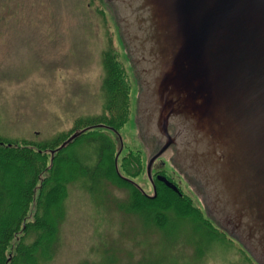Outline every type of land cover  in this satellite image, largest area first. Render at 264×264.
Returning <instances> with one entry per match:
<instances>
[{"label":"rangeland","instance_id":"1","mask_svg":"<svg viewBox=\"0 0 264 264\" xmlns=\"http://www.w3.org/2000/svg\"><path fill=\"white\" fill-rule=\"evenodd\" d=\"M113 47L130 81L132 108L138 80L112 4L107 0H0V138L38 147L70 134L79 121L103 115V59ZM108 136L117 152L118 137ZM118 136L119 165L133 151L139 152L146 166L155 143L142 138L134 111ZM92 147L84 141L75 150L78 157L85 156L88 167L97 160L89 151ZM173 154V149L168 150L154 168L164 162L159 168L179 182L203 213L196 186L177 177L178 171L183 173L172 164ZM96 179L69 185L51 264H251L239 244L220 234L207 218V227L197 229L200 221L176 219L165 212L169 224L160 229L130 208L129 188ZM135 182L153 195L145 172Z\"/></svg>","mask_w":264,"mask_h":264},{"label":"water","instance_id":"2","mask_svg":"<svg viewBox=\"0 0 264 264\" xmlns=\"http://www.w3.org/2000/svg\"><path fill=\"white\" fill-rule=\"evenodd\" d=\"M107 2L140 79L136 125L156 141L149 179L172 145L208 215L264 264V0Z\"/></svg>","mask_w":264,"mask_h":264},{"label":"trees","instance_id":"3","mask_svg":"<svg viewBox=\"0 0 264 264\" xmlns=\"http://www.w3.org/2000/svg\"><path fill=\"white\" fill-rule=\"evenodd\" d=\"M106 76L104 114L79 121L74 131L85 129L75 141L55 151L70 134L63 133L54 141L38 147L28 142L17 143L0 138V264H51L65 219L64 203L68 187L78 180L103 178L129 188L130 208L141 213L163 229L169 222L166 213L190 218L197 229L208 223L192 200L156 183V195L144 196L136 187L120 179L115 170V142L104 132L105 127L119 131L130 119L131 85L118 53L110 48L104 53ZM88 141L96 155L94 166L85 164V156L75 150ZM54 151V155H51ZM124 175L135 177L142 169L139 152L129 151L120 163ZM95 178V179H94ZM166 212V213H165ZM200 226V227H199ZM207 236L211 232L205 231ZM251 262V259H248Z\"/></svg>","mask_w":264,"mask_h":264},{"label":"flooded vegetation","instance_id":"4","mask_svg":"<svg viewBox=\"0 0 264 264\" xmlns=\"http://www.w3.org/2000/svg\"><path fill=\"white\" fill-rule=\"evenodd\" d=\"M169 149H172V148H168V150ZM168 150H166V151H168ZM158 161H160L159 160V158L154 162V164H153V170H152V183H153V185L156 187V181L158 180V177H164V178H166V180L168 181V182H171V183H173V184H175L176 186H178L179 187V182H176L174 179L175 178H171V177H169L167 174H166V172L164 171V169H162L163 167V165H165V163L164 162H161L160 163V166L162 167V168H157V169H155L154 168V166H155V164L158 162ZM159 165V164H158ZM176 175H177V177H179L180 179H181V181L182 182H184L186 185H188L189 184V182H188V180L182 175V174H180L179 172H177L176 173ZM157 179V180H156ZM160 183V182H159ZM163 184L166 186V184L163 182ZM166 187H168V186H166ZM151 188H152V184H151ZM168 189H170V188H168Z\"/></svg>","mask_w":264,"mask_h":264}]
</instances>
